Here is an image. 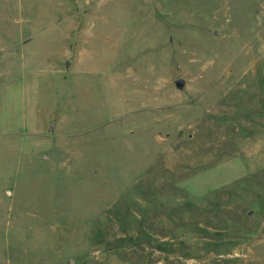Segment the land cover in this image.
<instances>
[{"label":"rangeland","instance_id":"1","mask_svg":"<svg viewBox=\"0 0 264 264\" xmlns=\"http://www.w3.org/2000/svg\"><path fill=\"white\" fill-rule=\"evenodd\" d=\"M0 264H264V0H0Z\"/></svg>","mask_w":264,"mask_h":264},{"label":"water","instance_id":"2","mask_svg":"<svg viewBox=\"0 0 264 264\" xmlns=\"http://www.w3.org/2000/svg\"><path fill=\"white\" fill-rule=\"evenodd\" d=\"M180 83H183V81L181 80Z\"/></svg>","mask_w":264,"mask_h":264}]
</instances>
